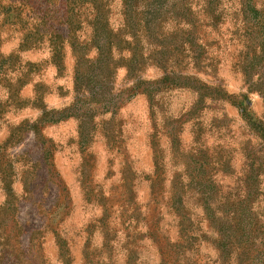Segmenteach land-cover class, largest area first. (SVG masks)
<instances>
[{
  "label": "rangeland",
  "instance_id": "obj_1",
  "mask_svg": "<svg viewBox=\"0 0 264 264\" xmlns=\"http://www.w3.org/2000/svg\"><path fill=\"white\" fill-rule=\"evenodd\" d=\"M246 68L264 0H0V264H264Z\"/></svg>",
  "mask_w": 264,
  "mask_h": 264
},
{
  "label": "trees",
  "instance_id": "obj_2",
  "mask_svg": "<svg viewBox=\"0 0 264 264\" xmlns=\"http://www.w3.org/2000/svg\"><path fill=\"white\" fill-rule=\"evenodd\" d=\"M243 14H245V11ZM245 71H246V74H245L246 75V85H248L250 91H253V90L259 91L260 93L263 94V97H264V72L259 77L258 82L254 83L253 82L254 74H251L250 72H248L247 68ZM244 101H245V104H244V102H243V104H239V107L241 109V115L246 121H251L252 116H251L250 110H249L250 102L246 98ZM258 126H256V130H257L258 134L260 133L259 134L260 136H257V138L264 144V130H263V128H258Z\"/></svg>",
  "mask_w": 264,
  "mask_h": 264
}]
</instances>
